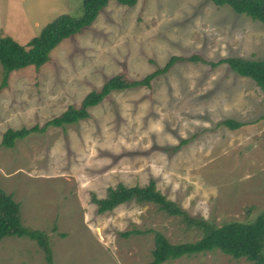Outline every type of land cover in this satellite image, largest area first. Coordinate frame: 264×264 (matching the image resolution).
<instances>
[{
    "label": "rangeland",
    "instance_id": "374dc122",
    "mask_svg": "<svg viewBox=\"0 0 264 264\" xmlns=\"http://www.w3.org/2000/svg\"><path fill=\"white\" fill-rule=\"evenodd\" d=\"M82 12V0H0V32L25 44L55 16ZM173 55L264 60V27L211 0H109L47 62L10 71L0 87V188L20 205L24 226L49 234L56 264H146L156 231L173 244L201 236L156 204L97 212L93 198L120 183L154 179L167 199L211 225L264 213L263 93L227 63L178 60L148 87L112 89L88 118L1 145L8 128L42 126L108 78L139 79ZM3 76L0 63V86ZM226 119L243 125L229 129ZM0 264L47 263L35 240L4 236ZM162 264L253 262L213 251Z\"/></svg>",
    "mask_w": 264,
    "mask_h": 264
},
{
    "label": "trees",
    "instance_id": "16d2710c",
    "mask_svg": "<svg viewBox=\"0 0 264 264\" xmlns=\"http://www.w3.org/2000/svg\"><path fill=\"white\" fill-rule=\"evenodd\" d=\"M83 12L80 16L67 13L59 14L45 23L38 33L25 44L19 43L10 35L0 32V63L4 68L3 82L7 83L9 72L33 66L38 69L49 59L51 49L60 45L65 39L82 32L92 25L109 0H82ZM119 4L133 6L138 0H115ZM216 6L228 5L235 13L243 14L253 20L259 21L264 27V0H211ZM178 60L201 61L216 67L221 63H227L236 74L251 78L261 89L264 99V60L224 57L217 61H207L199 55L189 57L171 56L167 63L158 67L145 76L130 80L123 74H116L108 78L102 85L89 92L80 105H70L66 110L48 119L42 126L33 125L19 129L8 128L2 136L1 145L12 147L16 139L27 136L30 132H43L46 127H63L76 123L81 119L90 117L92 107L99 105L109 95L112 89L127 87L149 86L152 79L167 73L170 67ZM264 118V114L262 115ZM229 129H235L243 125L242 122L226 119L221 122ZM183 142V141H182ZM180 144H182L180 142ZM176 146L173 149L176 150ZM97 212L104 213L114 210L118 206L135 202L137 204H156L159 209L169 215L179 216L189 226L201 230V236L194 241L170 243L159 231L155 232V249L152 250V259L146 264H162L166 260L180 256H191L200 253L220 251L231 258H245L253 264H264V213L254 221L241 222L231 220L219 226L211 225L204 220L189 215L176 202L167 199L157 188L154 179H150L145 185H133L126 187L118 184L115 188H109L104 198H93ZM4 236L26 237L35 240L42 248L47 264H56L49 241V234L38 229L28 228L21 222L20 205L11 195L6 194L0 188V239Z\"/></svg>",
    "mask_w": 264,
    "mask_h": 264
}]
</instances>
